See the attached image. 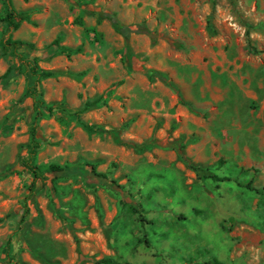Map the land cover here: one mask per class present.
I'll return each instance as SVG.
<instances>
[{"label":"rangeland","instance_id":"rangeland-1","mask_svg":"<svg viewBox=\"0 0 264 264\" xmlns=\"http://www.w3.org/2000/svg\"><path fill=\"white\" fill-rule=\"evenodd\" d=\"M92 1L155 34L129 39L140 70L106 22L65 0H12L29 15L11 32L25 62L55 73L38 84L56 109L38 122L35 164L89 163L103 177L38 180L23 218L32 78L3 53L0 21V258L9 240L15 256L0 264H264V201L243 187L264 188V0ZM57 39L80 52L49 49ZM106 181L146 210L144 227Z\"/></svg>","mask_w":264,"mask_h":264},{"label":"trees","instance_id":"trees-1","mask_svg":"<svg viewBox=\"0 0 264 264\" xmlns=\"http://www.w3.org/2000/svg\"><path fill=\"white\" fill-rule=\"evenodd\" d=\"M71 7L78 8L83 14H88L95 18L96 24H100L101 22H106L113 31L121 36L125 42V46L123 49L124 58L127 60L126 64L129 68L133 70H140L141 66H138V57L131 53V49L129 46V39L131 35L134 34H145L148 35L151 39L152 43H156L155 34L148 29L134 25V24H124L120 21L116 14L108 9H102L100 6L95 5L92 0H65ZM0 3L4 10V15L1 18V22L3 23L6 29V35L3 41L1 42V49L5 54H12L17 56L20 65L25 64L28 69V73L32 78V83L27 88L23 99H29L31 101L33 117L32 124L30 128V143L28 145V150L26 154L19 159V163L23 166L32 176L31 184L28 188V194L23 202V216H27L30 213V208L28 206V202H32L34 199V194L36 191V184L38 180L48 179L51 183L55 182L58 179L63 178H71V177H81L86 184L92 185L94 184L93 178H103L101 176H96L95 166L89 163H81L76 165H49L43 170L40 166L35 164V156L37 150L42 146V142L35 136L36 130L38 128V122L42 118L52 115L54 110L56 109L53 106L46 105L41 98V94L39 91L38 84L42 79H48L55 75L52 71H45L40 69L35 61L38 60L39 57L37 55L33 58L34 63L25 62L26 55L21 52V50L26 46L25 43L14 40L11 36V32L15 31L19 28L22 22L29 20V15L26 12H16L12 0H0ZM77 23L82 26L83 21L81 18H78ZM94 31V30H92ZM51 50L60 49L63 53L66 54L67 57H70L73 54L79 53L80 49H70L68 47L60 46L59 40L53 41L49 47ZM8 72L1 76L0 80H6L8 78ZM156 74V73H155ZM159 75V74H156ZM163 81L166 82L165 78L159 75ZM168 83V82H167ZM197 169V168H193ZM208 178L212 179L214 182L221 183L230 181V178L227 177H218L215 175L208 176ZM105 179V178H104ZM95 181V180H94ZM96 182V181H95ZM110 189H112L115 193H117L120 197L121 205L128 211L129 213L136 215L139 223L142 227L147 224L146 219V210L136 201L134 197H132L131 193L128 190H125L122 186L116 184L114 181L104 182ZM241 185L240 182H238ZM243 187L249 191H254L256 194L260 196V198L264 201V188L257 189L254 188L251 182L243 184ZM179 219H184L183 215H178ZM1 222V220H0ZM138 244H144L146 247H150V243L146 236L144 235L141 239L138 240ZM5 253L2 258H0V263L9 262L12 263L15 260V256L12 253V242L11 240L7 241L5 245ZM97 264H117L114 260L110 258H104L97 262ZM204 264H224L218 261L215 258H211L207 260Z\"/></svg>","mask_w":264,"mask_h":264}]
</instances>
